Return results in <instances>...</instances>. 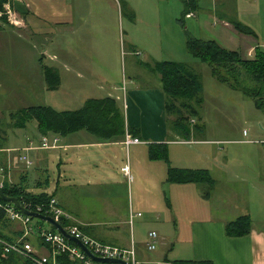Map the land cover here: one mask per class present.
Wrapping results in <instances>:
<instances>
[{
	"label": "crops",
	"instance_id": "obj_1",
	"mask_svg": "<svg viewBox=\"0 0 264 264\" xmlns=\"http://www.w3.org/2000/svg\"><path fill=\"white\" fill-rule=\"evenodd\" d=\"M23 1L26 2L27 7L22 3L18 6L14 4L16 10L25 17L24 25L22 29H19V33L24 35L30 31L32 35L34 32L37 38L41 39L43 45L46 43L55 45L53 50L58 54V60L56 58L53 60L59 61L57 65L56 63L52 67L40 65L37 86L47 90L43 75L44 68L53 69L57 73L59 83L58 87L53 91L65 85L68 80L75 84L88 77L91 80V84H93L106 79L105 75L95 72L94 63L97 62V67L102 73L107 71V68L111 65L110 60L113 58L112 44L113 36L116 33L115 28L122 20L121 16L128 14L127 16L130 19H134L133 14L128 10L124 1L64 0L63 3V0H37L32 4H30L31 0ZM184 1L187 0H182L183 5ZM194 1L198 2V0ZM209 1V4L203 5L202 10L199 4H196L195 10L197 11L187 14L190 15L189 17L185 16L187 22L191 23V27L195 25L205 37L198 38L199 40L204 42L215 41L220 47L228 51L237 52L242 59L248 61L254 59L256 47L264 50V32L257 31L253 24L260 13L259 8L251 5L255 4L254 1H247L240 7L235 1L233 7L227 8L222 6L224 4L216 2V0ZM30 19L32 21L36 19L37 24L31 26L28 22ZM179 22L181 23L182 20ZM235 22L250 29L253 35H243L237 32L233 26ZM33 26L36 28L31 30ZM14 36L15 33L13 37L11 36L12 39ZM65 38H70L71 40L66 42L63 40ZM84 42L89 43L84 47V51L82 48L75 47L73 51L69 50L70 52L62 53V48L60 47L62 43L79 45ZM94 43H98L95 51L93 49ZM129 51L135 53V47H129ZM135 56L137 57L136 53ZM157 62L163 61L141 62L130 54L129 81L125 91L122 88L124 97L121 101V107L114 98L112 99L116 101L117 107L123 114L125 133L128 130L135 131L136 134L133 137L143 143L145 142L146 148L149 144L166 145L168 158L166 175L168 168L192 171L206 170L213 181L211 189L201 184H168L166 179L163 183L161 182L166 188L171 203L170 205L167 204V207L170 208V218L173 216L175 220L179 219L180 221L186 219V223L181 222L182 228L180 231L178 229L177 232L175 231V235L172 236L173 242L170 241V238H165L164 236L160 237L159 240L157 238L156 248L152 251L147 250L144 242L134 244L135 233L132 223L136 218H142V216L134 215L132 211H134V208L140 209L139 204L138 202H130V205L127 206L123 201L120 202L118 197H113V190H109L112 197L106 199L104 206L105 218L100 220H97L94 215L89 217L82 216L65 201L64 197L58 195L56 190L47 194L54 195L60 208L69 216L70 224L76 226L83 235L94 241L121 249H128L133 245L136 260L142 264H162L168 261L167 255L162 254L161 250L167 248L168 252H174L176 244L180 247H185V256H177L179 260H174L169 264H177L178 262L264 264V143L261 141L241 142L261 147H255L249 159L239 165H231L229 158L221 156L218 151L216 153H206L198 149L193 150L198 145L218 144L217 141L209 142L205 138H201L205 127L201 123L198 108L200 109L203 104V86L201 85L202 104L200 107H196L198 116L189 118L188 124L190 126H186L189 132L188 135L184 133L183 136L172 129L175 116L172 114L167 115L165 111L166 98L159 75L152 72V86H148V89L142 87L141 75L137 68L141 66L146 69L147 64L153 65ZM124 64L126 69V63L124 62ZM60 67L70 77L64 79L60 73ZM188 67L194 71L189 65ZM212 77L217 82L222 83L214 76ZM223 83L234 92H241L234 85L227 82ZM260 92L264 101V87ZM107 97L111 98L110 96ZM125 110L127 111L126 115H124ZM10 126L12 127L11 122ZM75 134L71 135L77 136ZM245 136L246 133L244 132L243 137ZM15 137L14 144L6 148L3 146L2 141L5 138L0 135V138H2L0 139V173H2L0 182L20 184L26 188L25 172L18 173L17 180L23 177V180L19 183L13 182L10 178V173L13 170L12 160L14 153L18 154L22 151L26 155L34 151L35 157L40 163L42 153L45 150L67 152L85 148L96 149L103 154L106 149H109L113 155L115 152L113 148L123 145L121 143L122 138L100 142L93 136L94 139L82 142L79 141L81 139L78 137L71 139V137L66 136L63 137L64 141L57 142L56 148L44 149L41 144L44 140L49 142L46 139L47 135H40L36 145H33L30 139L27 140L29 143L26 145H16L15 143H18L19 139L17 135ZM197 137H199L198 140L193 141ZM175 146L182 147L179 153H173L174 150H170L171 147ZM21 157L18 155L17 160L19 163L24 162L25 169L32 165L31 162H28V160L24 161ZM147 159H149L148 148ZM147 172L145 176L149 178V183L154 182L152 167L149 166ZM37 187L42 188L41 183H38ZM27 191L34 194L44 192L42 190H29L28 188ZM206 193H208V196L204 197ZM181 206L185 215L178 216L174 207L179 208ZM144 209V214H146L144 217L145 222H151L152 216L156 221L161 217L159 213L152 215V208L146 209L145 207ZM190 211L195 212L196 215L191 214ZM242 216H248L250 219L249 233L246 236L237 238L227 237L225 235L226 224ZM15 224L20 225L19 223ZM20 231H23L22 225H20L19 231H11L9 229L7 234L17 237ZM31 240H35L34 249L37 253L40 255L47 253V250L37 243L35 236L30 238Z\"/></svg>",
	"mask_w": 264,
	"mask_h": 264
},
{
	"label": "rangeland",
	"instance_id": "obj_2",
	"mask_svg": "<svg viewBox=\"0 0 264 264\" xmlns=\"http://www.w3.org/2000/svg\"><path fill=\"white\" fill-rule=\"evenodd\" d=\"M36 1L31 0L30 4ZM122 1L127 4L128 10L133 14L134 19H130L127 16L128 14L121 16L122 20L116 26V33L113 36L111 65L107 68V71L102 73L97 67V62L94 63L95 72L105 75L106 79L93 84H91L88 77H85L84 80H80L79 83L75 84L68 80L65 85H62L56 91L45 90L37 86L40 65L52 67L55 63L56 65L59 63V61H53L54 58L58 60V54L53 50L55 45L50 43L43 45L41 39H38L34 32L32 35L30 31L24 35L20 34L19 29H22L25 18L22 14L18 17L22 23L21 27H1L0 135L5 138L2 140L3 146L6 148L12 146L16 138L15 135L19 139V142L15 143L16 145H26L29 143L28 139L32 141L33 145H36L40 139L34 121L29 122L25 129L18 130L10 126L11 117H9V114H14L24 107L42 105L49 106L57 111L77 110L81 108L86 99L107 96L114 98L121 107L124 91L129 81L128 74L130 72L128 68L129 55L131 54L141 62L171 61L189 65L199 76L200 83L203 86V104L200 109L198 108L201 123L205 127L201 138H205L209 142H218L215 145L209 143H207L209 144L207 146L198 145L193 150L198 149L206 153H216L218 151L221 156L229 158L231 165H239L247 161L253 149L261 146L241 142L261 141L264 143V108H257L254 100L249 96L243 95L239 91L234 92L222 81V83L217 82L211 76V67L201 63L187 52L185 47L186 34L195 39L205 38L200 29L195 25L191 27V23L187 22L185 18L187 14L197 10H190L185 15L182 0ZM235 1H237L238 7L243 6L247 1L255 2L251 5L259 8L260 13L253 24L257 31L264 32V0H216V2L224 4L222 6L226 8L233 7ZM20 3L27 7L25 1L20 0ZM209 3V0H198L196 4H199L202 10L203 5ZM34 20H28L31 26L37 24L36 19ZM180 20H182L181 23ZM35 28L33 26L31 30ZM14 33L15 36L12 39ZM65 39L63 40L66 42L71 40L70 38ZM88 44L85 42L79 45L62 43L60 47L62 53L70 52L69 50L73 51L75 47L82 48L84 51V47ZM97 44H93L94 51ZM132 46L135 47L137 57L133 51H129V47ZM124 62L126 63V69ZM137 69L141 75L142 87L148 89V86H152V73L141 66ZM220 72L238 90L245 89L249 93L257 94L264 87L262 84L249 81L242 74L238 78L228 76L224 70ZM60 73L64 79L70 77L63 71L62 67H60ZM259 101L262 102L263 100L259 97ZM126 114L127 111L125 110L124 115ZM244 132L246 133L245 137H243ZM72 135L68 136L71 139L78 137L81 139L79 141L82 142L94 139L93 136L83 131L76 133L77 136ZM198 138L193 141L198 140ZM46 139L50 143L53 139L64 141L63 137L51 133L47 134ZM143 144L130 146L129 148L124 145L117 146L113 148L115 149L113 155L109 149L103 152L104 155L99 150L85 148L67 152L45 150L42 153L40 163L37 161L34 151L26 155L21 151L18 154H13V170L10 173V178L13 182L19 183L23 180V177L17 180L18 173L25 172L29 190H42L46 193H52L56 190L57 194L64 197L65 201L82 216L94 215L97 220L105 218L104 206L106 199L112 197L109 190H113V197H118L119 201H123L127 206L130 205V202H138L139 204L140 209L134 208V211H132L134 215L140 214L142 216V218H136L132 223L135 233L134 244L146 243L147 235L151 232L156 233L158 240L164 236L170 238V241L173 242L172 236L175 235V231L177 232L178 229L180 231L182 228L181 222L186 223V219L180 221L179 219L175 220L173 216L170 218V208L167 207V204L170 205L171 203L166 188H164V184L162 185L166 179L168 165L162 160L151 161L147 159V148L145 142ZM171 149L174 150L173 153H179L182 147L175 146ZM18 155L27 158L26 160L31 162L32 165L25 169L24 162H18ZM149 166L152 167V178L155 180L152 183H149V178L145 176L148 173ZM124 167H127L129 178L123 172ZM1 177L2 173H0ZM38 183H41L42 188L37 187ZM89 183L91 184L89 185ZM145 207L146 209L152 208V215L159 213L161 216L159 220L156 221L152 216L151 222H145ZM174 208L178 216L185 215L182 206ZM190 213L196 215L195 212L190 211ZM20 225L13 222L10 230L19 231ZM31 226H34V222L31 223ZM43 227L48 229L49 225L43 223ZM29 244L35 247V240H29ZM184 248V246L180 247L176 244L174 252H168L167 248L162 249L161 253L166 254L168 258V261L162 264L179 260L177 256L184 257ZM0 254L4 259L7 258L1 248ZM14 258L13 264L22 263L23 259L20 255ZM88 264L96 263L90 262Z\"/></svg>",
	"mask_w": 264,
	"mask_h": 264
},
{
	"label": "trees",
	"instance_id": "obj_3",
	"mask_svg": "<svg viewBox=\"0 0 264 264\" xmlns=\"http://www.w3.org/2000/svg\"><path fill=\"white\" fill-rule=\"evenodd\" d=\"M5 0H2V2ZM196 9L194 0L184 1V14L190 10ZM185 14V15H186ZM234 29L243 35H253L252 31L240 23H233ZM2 28H0L1 30ZM185 47L187 52L203 64L211 67L212 76L222 82L232 84L226 80L221 70H224L228 76L240 78L242 74L246 79L256 84L264 85V51L255 48L254 59L251 61L244 60L237 52L228 51L220 47L215 41L204 42L186 34ZM146 68L160 77L162 89L165 94V111L167 115H174L172 129L184 136L188 135L189 129L186 126L190 117L198 116L196 107L202 104L201 83L199 76L192 71L188 65L180 62L163 61L153 65H146ZM44 82L47 90L53 91L58 87L59 79L55 70L50 68L43 69ZM244 95L249 96L255 102L257 108H264L261 92L257 94L249 93L245 89L240 90ZM12 127L15 129L25 128L28 122H36L37 131L40 135L51 133L56 136L66 137L68 135L85 131L94 136L100 142H107L114 139L122 138L125 135L124 117L121 110L117 107L116 101L112 98L88 99L81 108L77 110L57 111L49 106H30L22 108L14 114H10ZM127 133L132 137L136 132L128 130ZM148 157L150 160H162L168 163L167 147L165 144H149ZM168 184H201L208 189L213 186V181L206 170H180L168 168L166 175ZM1 190L7 197H12L27 210L46 214L49 207V201L54 198L53 194L45 192L34 194L28 192L24 185L0 182ZM208 193L204 195L207 197ZM14 206L5 203L0 198V241L5 243H16L23 236L20 231L17 237L7 234L13 222L6 217L5 207ZM18 211V210H17ZM34 222L33 234H37L43 228V222L30 218ZM17 223V222H15ZM65 226L64 222H61ZM31 225V224H30ZM250 219L248 216H242L234 221L227 223L225 226V235L227 237L237 238L246 236L250 231ZM46 229V228H45ZM55 232L53 228L46 229ZM37 236V235H36ZM35 239L41 244L40 239ZM32 237L25 238L24 241L29 243ZM22 245V243H20ZM1 250L3 245L0 244ZM4 252V251H3ZM6 259L0 254V264H13L15 258L19 255L14 253L6 254ZM16 255V256H15ZM22 263L34 264L32 257L21 256ZM57 264H83L77 261H71L67 256H59ZM175 264V263H173ZM177 264H211L207 262H178Z\"/></svg>",
	"mask_w": 264,
	"mask_h": 264
},
{
	"label": "built area",
	"instance_id": "obj_4",
	"mask_svg": "<svg viewBox=\"0 0 264 264\" xmlns=\"http://www.w3.org/2000/svg\"><path fill=\"white\" fill-rule=\"evenodd\" d=\"M20 5V0H0V28L4 26L21 27L22 23L18 19L20 13L16 10L15 5ZM190 15H187L189 17ZM57 139H53L50 142L45 140L42 142L41 147L44 149L56 148ZM122 144L129 148L130 146L143 144L140 140L132 137L128 133H125ZM26 161L25 157H21ZM123 172L129 178L127 167L123 168ZM1 187V184H0ZM6 217L12 222H18L22 225L23 236L16 243H5L0 241L3 245L4 253H14L20 256H30L33 259L34 264H57V258L60 256H67L71 261H77L83 264H88L91 260L85 255V253L74 243L66 240L60 233L51 232L46 229H42L37 232V236L33 234L34 229L30 225V218L24 216L20 211L15 210L11 206L5 207ZM38 208V213L40 214ZM42 215V214H41ZM44 216L53 218L54 221L59 223L63 229L72 237L78 239L81 244L89 251V253L102 259H114L125 262L126 264H142L136 260L134 246L131 245L128 249H121L114 246L105 245L103 243L94 241L93 239L83 235L79 229L71 225L69 222V216L60 208L55 198L49 201L48 210ZM140 216V214H137ZM61 222H64L65 226ZM36 236L40 239L43 249L47 250L45 255H40L34 249V247L25 242V238ZM157 235L154 232L148 233L146 248L148 251H152L156 248ZM22 243V245L20 244Z\"/></svg>",
	"mask_w": 264,
	"mask_h": 264
},
{
	"label": "water",
	"instance_id": "obj_5",
	"mask_svg": "<svg viewBox=\"0 0 264 264\" xmlns=\"http://www.w3.org/2000/svg\"><path fill=\"white\" fill-rule=\"evenodd\" d=\"M0 198L2 199L3 202L9 203L15 208H17V210L20 211L23 215L28 216L37 221L48 224L49 227L53 228L56 232L60 233L66 240L78 246L85 253V255L91 260V262L96 263V264H126L125 262L120 261V260L102 259V258L92 256L78 239L70 236L59 223L53 220V218L49 216L41 215L33 211H28L18 202L17 199L5 196L1 190V187H0Z\"/></svg>",
	"mask_w": 264,
	"mask_h": 264
},
{
	"label": "bare ground",
	"instance_id": "obj_6",
	"mask_svg": "<svg viewBox=\"0 0 264 264\" xmlns=\"http://www.w3.org/2000/svg\"><path fill=\"white\" fill-rule=\"evenodd\" d=\"M11 205V204H10ZM29 211V210H28ZM37 213V212H36ZM25 216V215H24ZM26 217H28V216H26ZM30 218V217H29Z\"/></svg>",
	"mask_w": 264,
	"mask_h": 264
}]
</instances>
